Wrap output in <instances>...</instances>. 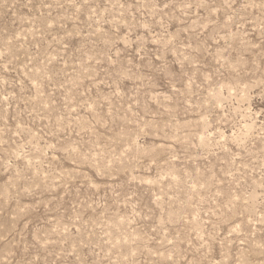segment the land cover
Wrapping results in <instances>:
<instances>
[{"label": "rangeland", "instance_id": "1", "mask_svg": "<svg viewBox=\"0 0 264 264\" xmlns=\"http://www.w3.org/2000/svg\"><path fill=\"white\" fill-rule=\"evenodd\" d=\"M0 264H264V0H0Z\"/></svg>", "mask_w": 264, "mask_h": 264}]
</instances>
